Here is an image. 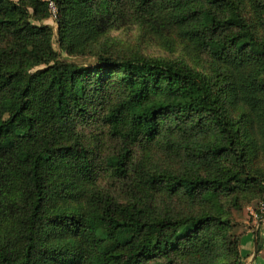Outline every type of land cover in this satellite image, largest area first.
Segmentation results:
<instances>
[{
	"label": "trees",
	"instance_id": "1",
	"mask_svg": "<svg viewBox=\"0 0 264 264\" xmlns=\"http://www.w3.org/2000/svg\"><path fill=\"white\" fill-rule=\"evenodd\" d=\"M49 1L0 0V264H244L218 201L264 187V0H54L56 33ZM129 21L177 31L211 70L97 46ZM98 121L121 141L103 161L79 131ZM140 142L184 148L189 170L134 162ZM155 191L212 209L173 213Z\"/></svg>",
	"mask_w": 264,
	"mask_h": 264
},
{
	"label": "rangeland",
	"instance_id": "2",
	"mask_svg": "<svg viewBox=\"0 0 264 264\" xmlns=\"http://www.w3.org/2000/svg\"><path fill=\"white\" fill-rule=\"evenodd\" d=\"M54 1V0H53ZM52 15L45 20L46 24L53 27L54 32L57 31L56 17ZM246 15H249L246 10ZM230 21L238 23V17L235 14L230 15ZM162 34V35H160ZM187 42L181 39L177 31L169 33H156L139 25L135 22H124L117 26H113L100 38L97 46L109 47L112 52L121 54H135L140 53L150 57L164 59L168 61H184L194 68L203 71H210V63L208 54L206 52H197L191 50L187 46ZM55 47L60 51L55 39ZM213 50H220V44H214ZM254 50L261 52V48L255 45ZM71 61L88 62L93 61L94 58L86 56H68L62 53ZM44 66H39L36 69H42ZM79 131L85 142L96 148L102 156V161L114 154L121 146V141L112 137L109 133L108 125L101 122H93L79 127ZM175 146H160L154 144H146L145 142L136 143L132 146L134 162L144 161L149 163V167L154 168H168L173 173H183L189 170L191 166V159L187 157V152L184 148L180 151ZM258 164L264 168V152L261 151ZM99 185L102 190L114 194L119 199H127L128 190L122 181L115 178L107 170H102L99 179ZM264 187L258 186L253 188L250 192L243 191L238 200L239 206L232 203V196H223L219 199L218 204L223 205V211L230 220V232L240 238L239 252L244 257V264H251V258L254 255H264V241L262 243L263 249L255 252L256 242H258V232L264 239ZM154 203L161 207H169L173 209V213H202L209 212L212 209L211 203L206 201H192L182 196L170 197L164 191H155L153 197ZM254 235V245H249L248 253L244 252L243 240L246 237L251 238ZM122 240L127 238L126 235L120 237ZM250 253V255H248Z\"/></svg>",
	"mask_w": 264,
	"mask_h": 264
},
{
	"label": "crops",
	"instance_id": "3",
	"mask_svg": "<svg viewBox=\"0 0 264 264\" xmlns=\"http://www.w3.org/2000/svg\"><path fill=\"white\" fill-rule=\"evenodd\" d=\"M262 233H261V231H260V235H261ZM252 242H251V238L249 237H246V239H244L243 240V246L242 247H244V252L245 253H248L247 252V249H249V245H251V246H253L254 245V243H253V241H254V235H252ZM263 241H264V239H263V236L261 235V243H263ZM262 249H263V247H262ZM261 249V250H262ZM248 255H250V253L248 254ZM251 264H264V255H254L252 258H251Z\"/></svg>",
	"mask_w": 264,
	"mask_h": 264
},
{
	"label": "built area",
	"instance_id": "4",
	"mask_svg": "<svg viewBox=\"0 0 264 264\" xmlns=\"http://www.w3.org/2000/svg\"><path fill=\"white\" fill-rule=\"evenodd\" d=\"M50 10L53 12V15L56 17L57 16V6L53 0H50Z\"/></svg>",
	"mask_w": 264,
	"mask_h": 264
},
{
	"label": "water",
	"instance_id": "5",
	"mask_svg": "<svg viewBox=\"0 0 264 264\" xmlns=\"http://www.w3.org/2000/svg\"><path fill=\"white\" fill-rule=\"evenodd\" d=\"M257 244H256V249H255V252H257L258 251V242H256Z\"/></svg>",
	"mask_w": 264,
	"mask_h": 264
}]
</instances>
